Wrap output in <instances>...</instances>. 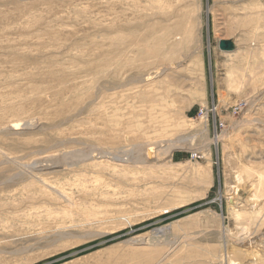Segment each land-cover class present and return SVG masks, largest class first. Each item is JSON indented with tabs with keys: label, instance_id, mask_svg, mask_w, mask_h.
Segmentation results:
<instances>
[{
	"label": "rangeland",
	"instance_id": "374dc122",
	"mask_svg": "<svg viewBox=\"0 0 264 264\" xmlns=\"http://www.w3.org/2000/svg\"><path fill=\"white\" fill-rule=\"evenodd\" d=\"M0 264H264V0H0Z\"/></svg>",
	"mask_w": 264,
	"mask_h": 264
},
{
	"label": "built area",
	"instance_id": "2783aa9c",
	"mask_svg": "<svg viewBox=\"0 0 264 264\" xmlns=\"http://www.w3.org/2000/svg\"><path fill=\"white\" fill-rule=\"evenodd\" d=\"M241 107L242 106L236 104L230 108V111L232 114H236L240 110ZM209 111L214 113V116H216V118L214 119V124H213V135H214V138L217 139L218 137H220V135L222 134L225 128V121L221 119V116L223 115V110H221L220 108L218 109L217 107H214L211 110H208L207 107H200L198 110L197 117H199V119L207 118L209 115L208 114ZM190 158L192 160H200L202 156L201 154H198L197 152H195L190 155Z\"/></svg>",
	"mask_w": 264,
	"mask_h": 264
},
{
	"label": "water",
	"instance_id": "95a60500",
	"mask_svg": "<svg viewBox=\"0 0 264 264\" xmlns=\"http://www.w3.org/2000/svg\"><path fill=\"white\" fill-rule=\"evenodd\" d=\"M218 48L219 50H221L222 52H233L235 50V44L234 41L232 39L229 40H220L218 42Z\"/></svg>",
	"mask_w": 264,
	"mask_h": 264
},
{
	"label": "bare ground",
	"instance_id": "6f19581e",
	"mask_svg": "<svg viewBox=\"0 0 264 264\" xmlns=\"http://www.w3.org/2000/svg\"><path fill=\"white\" fill-rule=\"evenodd\" d=\"M15 126H16V125H15ZM11 127L13 128L14 126H11ZM16 127H17V126H16ZM14 128H15V127H14ZM177 145H178V144H177ZM170 146H172V143H171V142H169L168 147L171 148ZM173 147H174V145H173ZM171 149H172V148H171ZM122 155H123L125 158L128 157V156H126V153H123ZM121 158H122V157H121ZM110 159H111V158H110ZM128 159H129V158H128ZM135 159H136V158H135ZM51 160H52V159H51ZM111 160H114L115 162H121L120 160H124V158H123V159H120V157H115V156H114ZM44 161H45V160H44ZM124 161H126V159H125ZM124 161H123V162H124ZM128 161H130V160H128ZM134 163L136 164V163H138V161H135Z\"/></svg>",
	"mask_w": 264,
	"mask_h": 264
},
{
	"label": "crops",
	"instance_id": "0c3cea01",
	"mask_svg": "<svg viewBox=\"0 0 264 264\" xmlns=\"http://www.w3.org/2000/svg\"><path fill=\"white\" fill-rule=\"evenodd\" d=\"M229 39H232V38H228V39H223V40H229ZM233 40V39H232ZM230 53V52H229Z\"/></svg>",
	"mask_w": 264,
	"mask_h": 264
}]
</instances>
